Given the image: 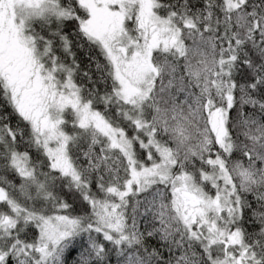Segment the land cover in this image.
Masks as SVG:
<instances>
[{"label":"snow or ice","instance_id":"snow-or-ice-1","mask_svg":"<svg viewBox=\"0 0 264 264\" xmlns=\"http://www.w3.org/2000/svg\"><path fill=\"white\" fill-rule=\"evenodd\" d=\"M0 264H264V0H0Z\"/></svg>","mask_w":264,"mask_h":264}]
</instances>
